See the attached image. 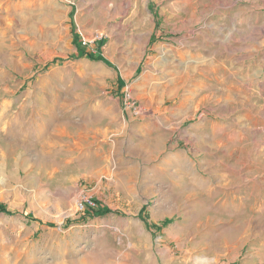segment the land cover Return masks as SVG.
I'll return each instance as SVG.
<instances>
[{"label":"rangeland","instance_id":"374dc122","mask_svg":"<svg viewBox=\"0 0 264 264\" xmlns=\"http://www.w3.org/2000/svg\"><path fill=\"white\" fill-rule=\"evenodd\" d=\"M0 207V264H264V0H0Z\"/></svg>","mask_w":264,"mask_h":264},{"label":"trees","instance_id":"16d2710c","mask_svg":"<svg viewBox=\"0 0 264 264\" xmlns=\"http://www.w3.org/2000/svg\"><path fill=\"white\" fill-rule=\"evenodd\" d=\"M73 44L76 47L77 51L79 52V56L78 57H82V56H86L89 60H102L103 59L100 57V55L98 54L96 57H94V55L91 54H85L84 50L82 49V47L77 43V37L76 35H74V39H73ZM102 41H98L96 48L99 49L101 47ZM84 215L85 216H94V215H100V214H104L102 213L100 210H95L94 208H92L90 205L84 204ZM4 209L0 207V212H3Z\"/></svg>","mask_w":264,"mask_h":264},{"label":"built area","instance_id":"2783aa9c","mask_svg":"<svg viewBox=\"0 0 264 264\" xmlns=\"http://www.w3.org/2000/svg\"><path fill=\"white\" fill-rule=\"evenodd\" d=\"M125 98H126L125 100L127 102V103H125L126 110H128L133 115H137L139 113V109L137 107H135L134 103L129 102V99H130L129 95H125Z\"/></svg>","mask_w":264,"mask_h":264}]
</instances>
